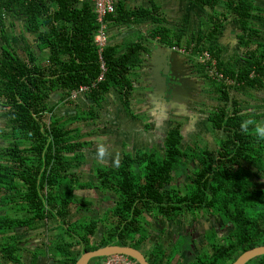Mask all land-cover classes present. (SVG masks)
Masks as SVG:
<instances>
[{
    "label": "trees",
    "instance_id": "16d2710c",
    "mask_svg": "<svg viewBox=\"0 0 264 264\" xmlns=\"http://www.w3.org/2000/svg\"><path fill=\"white\" fill-rule=\"evenodd\" d=\"M195 1L212 12L208 27H197L191 34L185 55L201 80L217 87L218 104L204 114V122L210 133H216L219 146L201 148L191 143L185 147L184 122L177 118L169 122L163 150L150 147L133 154L123 144L120 165L95 166L97 182H93L83 181L80 170L87 161L85 151L93 145L89 138L96 132L82 129L97 126L102 103L112 89L118 91L132 118L140 121L128 103L135 88L130 72L143 62L148 48L132 43L119 54L118 45L109 40L102 51L107 73L90 95V111L59 116L61 106L73 104L71 95L96 82L101 73L95 2L0 0V35L5 42L0 51V120L4 123L0 126V264H24L27 245L19 236L48 230L52 222L55 225L49 231L62 229L65 234L53 241L48 235L45 248L35 251L30 264H37L45 254L53 264H76L84 253L111 245L133 247L150 264H176L185 246L176 242L147 249L152 237L148 227L159 222L182 226L209 217L223 223L220 232L226 234L225 244L212 245L211 254L199 257L196 264H233L244 252L264 246V183L260 181L264 140L257 139L251 129L249 134L240 131L244 120L264 121V105L253 108L248 101L229 96L230 85L209 76L215 68L245 96L264 90V43L256 41L258 31L252 26L257 7L252 0H225L223 10L221 0ZM159 11L155 5L130 13H142L152 22L153 34L161 36L165 46L181 48L184 34L166 26ZM115 14L108 18L129 19L117 6ZM228 18L239 22L242 31L233 61L223 59L219 44ZM8 27L21 38L20 50ZM205 52L212 57L207 64L199 59ZM238 61L242 67L234 69ZM247 107L258 112L251 113ZM143 127L150 128L149 124ZM92 189L116 196L104 215L108 234L95 242L98 221L75 216L92 206L75 192ZM166 230L156 234L162 236ZM77 245L81 250L76 251ZM104 259L90 264H102ZM246 264H264V255Z\"/></svg>",
    "mask_w": 264,
    "mask_h": 264
},
{
    "label": "crops",
    "instance_id": "0c3cea01",
    "mask_svg": "<svg viewBox=\"0 0 264 264\" xmlns=\"http://www.w3.org/2000/svg\"><path fill=\"white\" fill-rule=\"evenodd\" d=\"M94 1L95 0H81V2L83 3L91 4H93ZM252 1L257 7V10L253 11L254 14H256V18L253 19L252 22V26L254 25V28L258 31V37L256 41L264 43V0ZM224 4L225 0H221V10H223L222 7ZM155 5L160 8L159 14L162 16V18H164V24L174 29L175 31L178 30L180 34H184V38L186 39H184V41L182 42L181 47L183 48H187L188 39L191 38L188 37L189 32L187 30L191 29L190 27L193 26L204 27V20L195 22V18H199V16H201L205 12H207L208 14L212 12V9H210L209 7L199 6L195 0H115V6H117V9H119L120 14L123 17L128 16L129 19L126 18L123 21H114L112 18L108 20V34L110 44L118 45L119 54L125 53L126 50L128 51L129 45L132 43L143 44L144 48H148V51H143V62H141V64L139 65L135 64L133 66L134 68L130 72L131 80L135 81V88L128 102L130 111L132 113L134 112L135 115L137 114L139 116H145L146 121L140 122L132 118V116L125 108V105L120 101V94L118 93V91L112 89L111 92L106 95L105 100L102 103L103 107L99 113L100 118L98 120L97 126H91L89 131H85L84 129H82L83 132H90L91 130H95L94 132H96L91 138H89L91 141H93L92 147L85 151V153H87L88 155H86L87 161L84 163L83 168H87L91 171L89 177L85 176L86 178L88 177V179H86L88 181L91 179V181L97 182V176L94 172L95 166L120 165L122 159L121 152L112 153L110 150L111 145L109 144H111L113 140L116 141L119 147L123 146L122 142L128 145L127 149H131L133 147V150L135 152H137L138 150H145L147 148L154 147H147V145L141 146V144L144 142V139H146V133H149L152 129V124L157 127V125L154 123L155 120L153 122L152 120L148 121L150 120L148 118V112L151 113V109H149V103H151L153 106L156 103V114H159V118L161 119V121L166 115L172 116L170 122H175V120H178L176 118L178 116L175 113V109L181 107L180 105L182 103H186L188 101L190 106L191 103H193V105L191 106L192 110L189 112L190 117L187 119L186 116L182 121L184 122L183 129L187 125V127L190 128L193 133H196V136L200 134V127H194L191 124L194 123L199 117L203 116L205 113L212 111V108H215L212 106V102L213 99L217 96L216 85L210 83V81L207 80L202 81V76L199 74V70H197L195 64L190 63L186 55L177 53V58H179L182 62L179 63L180 69L178 70V72L181 74V79L183 80V82L187 81L188 83L185 82L186 88L184 89V91L177 95V98L173 99L175 106H170L171 110H169L168 113L167 111H162L161 107H165L161 106L160 104L163 98L158 99L157 95L153 93L154 91L152 85L154 83H151V70L153 68H163L165 66L164 56H166L168 54L167 52H169V50H172L173 48L165 46L163 43H161V36H155L153 34L154 24L148 21L142 13H140L139 16H134L132 13H130L137 9H147ZM112 15H114L115 17V12ZM228 19V22L224 25L219 44L222 47L223 59L233 61V59L238 56L237 54L239 52V37L240 35H242V31L240 30L239 22L237 23L234 18ZM206 22L208 23L207 20ZM179 23L182 24V26H180ZM207 27L208 25L204 28ZM195 30H193L192 33L195 32ZM238 67H242L241 61H238L233 66L234 69H237ZM233 85L234 84H231L227 90L229 96L236 98L240 97L241 101H248L253 108L258 106L259 104L264 105V90L260 92H251V94L247 93L245 96L243 95V93L237 92L236 89L231 88ZM91 94L92 93H89V95L81 94L76 100H74V105L72 104L61 106L58 109L59 116L73 117L77 114L78 111H81L82 115L85 112H89L90 107L93 105V101L90 98ZM58 99L59 97L57 96V100ZM247 109V111H250L251 113L258 112L257 109H249V107H247ZM192 111H194L195 113L194 116L191 115ZM145 124H149L150 128L144 129L143 126ZM167 126L168 128L166 131V136L171 124L166 123L163 128ZM183 129L182 131L185 130ZM185 141L186 139H184V142ZM195 141L196 139L193 138V140L189 142L193 143ZM98 142H103L109 152H111L114 156L118 154V164H114L112 159H106L105 161H100L97 159L96 148ZM92 190L100 192L102 198L106 196L107 201L113 202L110 193H106L104 195L98 189ZM78 196L82 198V196ZM186 254L184 255V257L192 256V254Z\"/></svg>",
    "mask_w": 264,
    "mask_h": 264
},
{
    "label": "rangeland",
    "instance_id": "374dc122",
    "mask_svg": "<svg viewBox=\"0 0 264 264\" xmlns=\"http://www.w3.org/2000/svg\"><path fill=\"white\" fill-rule=\"evenodd\" d=\"M201 17V18H200ZM209 18V14L207 12L203 13L201 16H199V18H195V22H199V20H204V27L207 26V24H205L206 20ZM198 19V20H197ZM180 26H182V24L179 23ZM191 29L187 30L189 32L188 37H191V33L193 30H195L197 28V26H193L190 27ZM13 29H11V27H8V32L9 34L12 36L13 41L15 43V46H17V48L19 49V44H21V38L18 36H14L13 34ZM177 33H179V31H176ZM186 39V38H185ZM5 43L4 40L1 38L0 35V51H1V46L2 44ZM20 50V49H19ZM173 50V49H172ZM174 52L176 50H173ZM177 52V51H176ZM42 59H45L44 56H41ZM75 102V101H73ZM75 103H73L74 105ZM217 101H215V98L213 99L212 102V106L215 107L217 105ZM156 103L154 104V106L149 103V109H151V113L148 112V118L152 122L154 121V123L157 125V127L152 124V129L150 130L149 133H146L145 137L146 139H144V142L141 144V146L147 145L148 146H154L160 150H163L162 144L164 142L165 136H166V131H167V127L163 128V126L166 124L163 123V121H161V119L159 118V114H156ZM214 109V108H212ZM57 113H59V110L57 111ZM194 111L191 112V115L194 116ZM190 115L187 116V118H189ZM206 118L205 115L199 117L194 123H192L191 125L194 127H200V134H198L197 136L195 135L196 133H193V131L187 127V125L184 127V137L186 139L185 141V147L187 145H189L192 142L193 138L196 139L195 143L196 145H198L199 147L203 148V147H209V148H213L218 142H216V133H210L209 129H206L205 126V122L204 119ZM185 119V118H184ZM196 119V117H195ZM194 119V120H195ZM140 121H146V117L141 115ZM4 123L2 122V120H0V126H2ZM85 131H89L90 127L87 128H83ZM165 129V130H163ZM154 131V132H153ZM122 144H124L122 142ZM111 152L112 153H116V152H121L122 148H124L123 146L119 147L116 143V141L113 140V142L111 144ZM128 145H125V147L127 148ZM216 146H219L218 144ZM131 153L134 154V150L133 147L131 149H128ZM202 151H206V149H201ZM198 153V152H197ZM86 155H88L86 153ZM91 171L87 168H81L80 170V174L82 176V180L83 181H88L86 179H88L89 175H90ZM79 174V175H80ZM85 176H88L87 178ZM91 180V179H90ZM97 191H76L75 194L76 195H80L82 196V198H84L87 202L91 203L92 206L90 207L91 210L88 212H84V213H80V214H75V216L77 217H82L84 215H86L89 218H93L96 221H98V228H97V233L94 237V241H99L103 236H105L106 234H108V229L104 228V223L106 221L105 219V213L106 211H108L111 206L113 205V202L107 201V197L105 196V200L104 198H102L101 193ZM103 194L105 195V193L103 192ZM111 197H113V201L116 199V196L113 193H110ZM1 199V198H0ZM1 212V210H0ZM4 212H2L3 214ZM151 221V218H148ZM207 222H209V219H204ZM78 223V221H77ZM53 225H55V223H50L48 225V230L47 227L46 228H42L36 231H30L28 232L29 234L26 235H21L19 236V240L24 242L27 245V252H25L24 255V264H30L31 260L33 259L34 255L36 254L35 251L37 249H44L45 246L43 245L44 241H46V239L48 240L47 236H51V240L53 241V238L55 237H60L62 235L65 234V231L62 229L53 231L49 229L51 227H53ZM168 226H170V224L168 223H162L159 222L158 224H152V227H148L152 237L149 240L147 249H153L155 247L156 244H163L165 246H169L171 244H175L176 242L181 245V248L183 246H185V248L182 250V252H184L181 256H178L177 258H180L181 260L176 261L175 263H179V264H196L199 261V257L201 256H205V255H209L211 254L209 252V249L212 248V245H223L225 244L224 241V236L226 235L224 232H220L218 229L222 230V226L223 223L218 220V224L216 226H211L213 228V230H209L207 226H205L204 230H201L202 232L198 231L199 235L197 237H192V234H186L185 236L179 237L178 239H174L175 237H177L178 235L180 236V233H175V234H171L168 231ZM167 227L166 232L164 233V235L162 234V236L156 234L158 232V230L163 229ZM48 236V237H49ZM189 247V249H188ZM195 247V248H194ZM180 248V249H181ZM76 251L81 250V246L77 245L76 246ZM178 248H174L173 251H177ZM188 252V254H192L191 257H184V255L186 254V251ZM187 255V254H186ZM54 261H52V259H48V257L45 255H41V257H39L38 259V263L37 264H53ZM103 262V261H102ZM174 262H172L173 264ZM7 264H12V263H7Z\"/></svg>",
    "mask_w": 264,
    "mask_h": 264
},
{
    "label": "water",
    "instance_id": "95a60500",
    "mask_svg": "<svg viewBox=\"0 0 264 264\" xmlns=\"http://www.w3.org/2000/svg\"><path fill=\"white\" fill-rule=\"evenodd\" d=\"M164 56L165 66L159 69L151 70V83L153 93L157 95L158 99L168 101L171 107L175 106L174 98L177 94L186 88L187 81L181 79V74L178 72L180 69L179 58L177 53L172 50L167 52ZM188 83V82H187ZM162 104V103H160ZM177 106V105H176ZM113 255H125L133 259L137 264H150L145 255L133 247H123L118 245H111L100 248L96 251L84 253L76 264H90L94 259L106 258ZM264 255V246H259L244 252L233 264H246L250 260Z\"/></svg>",
    "mask_w": 264,
    "mask_h": 264
},
{
    "label": "built area",
    "instance_id": "2783aa9c",
    "mask_svg": "<svg viewBox=\"0 0 264 264\" xmlns=\"http://www.w3.org/2000/svg\"><path fill=\"white\" fill-rule=\"evenodd\" d=\"M94 2H95V12L97 14V21L99 24V28L95 35V43L98 47V52L100 55L99 63H100L101 73L96 82L92 83L90 86H83L80 88L78 92H74L71 95V100L73 101L76 100L81 94L92 93L94 90L98 89V84L105 80V75L107 73V66L102 57V51L109 41V34H108L109 18L108 17L115 12V9H116L115 0H95ZM173 50H176L177 52L181 54L186 53L185 51L186 48H183V47L181 48L175 47L173 48ZM199 59L204 64H207L208 62L212 61L211 55L207 52L203 53ZM209 76L213 80H216L218 82H225L228 85L233 84L231 80L230 81L227 80L225 76L217 72L215 68L209 71ZM102 264H136V262L130 257L125 256V255H113V256L106 257L103 260Z\"/></svg>",
    "mask_w": 264,
    "mask_h": 264
},
{
    "label": "flooded vegetation",
    "instance_id": "af4514ba",
    "mask_svg": "<svg viewBox=\"0 0 264 264\" xmlns=\"http://www.w3.org/2000/svg\"><path fill=\"white\" fill-rule=\"evenodd\" d=\"M175 53H179V52H176ZM181 54V53H179ZM185 55V54H183ZM179 63H182L179 59ZM182 93V92H180ZM179 95V93L177 94ZM156 97V96H155ZM154 97V98H155ZM153 98V100H154ZM160 102V100H159ZM161 106H165V107H161L162 111H168L171 110L170 108V104L168 101H164V100H161ZM193 105V103H191V106ZM181 107H178L175 109V113L178 117V119L180 120H183L186 116L189 115V112L192 110V107L190 106V104L188 103V101L186 103H182L180 105ZM174 109V108H173ZM172 118V116L170 115H166L165 117H163L162 121L163 123H169L170 122V119ZM264 176V174H263ZM261 176L260 178V181H263L264 183V177ZM209 222H207L206 220H204V218L198 220L196 223H193V221H191V223L189 224H186V225H179V226H169L168 228V231L173 235L175 233H180V234H192V236L194 237H197L199 235L198 231L202 232L201 230H204L205 226L209 228H211V226H216L218 224V219L217 218H214V217H209ZM219 230V233L221 231V229H218Z\"/></svg>",
    "mask_w": 264,
    "mask_h": 264
},
{
    "label": "clouds",
    "instance_id": "9594fccd",
    "mask_svg": "<svg viewBox=\"0 0 264 264\" xmlns=\"http://www.w3.org/2000/svg\"><path fill=\"white\" fill-rule=\"evenodd\" d=\"M250 129L251 133L255 135L257 139L264 140V121L257 122L254 119H248L240 123V131L242 134H249ZM96 157L100 161L112 159L114 164H118V154L114 156L111 152H109L103 142L97 143Z\"/></svg>",
    "mask_w": 264,
    "mask_h": 264
}]
</instances>
